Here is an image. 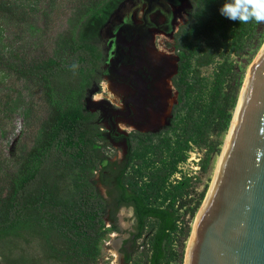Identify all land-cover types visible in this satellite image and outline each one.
Instances as JSON below:
<instances>
[{"label": "trees", "instance_id": "1", "mask_svg": "<svg viewBox=\"0 0 264 264\" xmlns=\"http://www.w3.org/2000/svg\"><path fill=\"white\" fill-rule=\"evenodd\" d=\"M20 1L0 0V17L22 21L21 6L36 10L40 0ZM123 1L78 0L68 37L48 55L23 60L15 51L0 52V71L39 83L45 111L27 149L11 157L0 151V243L36 239L41 254L0 252V264H95L104 219L109 214L119 230L115 213L122 206L134 210L143 264L182 261L204 191L196 190L198 176L170 179L194 148L205 150L201 172L219 152L239 90L232 57L258 46L263 23L222 16L225 0H188V16L174 34L177 102L169 127L163 134H131L124 160L103 165L109 147L85 99L99 82L101 30ZM206 67L210 80L202 74ZM97 174L110 199L98 192Z\"/></svg>", "mask_w": 264, "mask_h": 264}, {"label": "rangeland", "instance_id": "2", "mask_svg": "<svg viewBox=\"0 0 264 264\" xmlns=\"http://www.w3.org/2000/svg\"><path fill=\"white\" fill-rule=\"evenodd\" d=\"M17 1L21 2L20 0ZM36 3V10L30 11L29 8L25 6V4L21 6L19 16L25 17L22 21L17 20L15 22H11L7 18L0 17V52L5 56H10V52L15 51L19 53L23 60H29L33 58H40L44 55L52 53L60 43L65 42L70 28L77 17V9L79 5H81V3H78V0H40ZM136 3L140 2L137 1ZM181 3L182 4L178 5V7L173 5L171 6L177 16V26L186 20L189 13L188 0H181ZM105 37V32L101 33L102 40L105 41ZM158 38L163 41L161 44H159L160 50L166 51L168 54L171 53L174 46L173 38H171L168 34H166V36L160 34ZM170 38L172 42L168 43ZM258 39L260 40L258 46L253 48L247 55L239 58L232 57L237 66L236 80L239 83L238 94L247 75L249 65L255 59V56L264 42V23ZM168 56L172 55L169 54ZM211 73L212 67H206L202 70L203 76L208 80L211 79ZM107 85H109L110 89L113 90L112 83L105 79V77L101 76L99 77L98 84H95L94 87L88 92L85 99V105L89 111H98L97 105L104 102L102 99L109 92L105 87ZM104 88L107 90H103ZM168 90L171 91V96L173 97L171 102L168 103V110H170V108L172 109L177 102V92L172 88ZM44 115L45 111L40 99L39 83L35 79L24 78L21 80H16L12 74L0 71L1 153L7 157H11L17 151H23L27 149L31 145L33 137L36 134L37 124ZM99 115H103V112H100ZM100 127L104 129V133L110 129L107 119L101 121ZM225 135L226 133L222 136L219 152L212 155L207 170L205 172H201V170L197 172L196 177L198 176L200 180L196 185V190L198 193L204 191V197L209 190L215 169L217 167L218 160L225 142ZM102 137L103 143L109 147L105 149L107 157L104 158L103 165L107 163H113L115 161L122 162L126 153L125 145L123 143L110 142L106 134H103ZM200 154L203 158L204 152L201 153L200 150ZM189 156L192 157V155ZM193 157H195V155H193ZM194 166L195 163L190 160L189 162L185 161L181 167L183 168L185 174H187L193 172L192 167ZM95 180V185L98 192L104 198H107L108 188L99 181L98 174ZM196 214L193 220L190 222L192 229L195 223ZM117 216L118 222L115 221V224L121 229L120 231L110 227L112 224L110 219H108L109 216H106L104 219V228L106 229L102 238L97 244L98 255L95 258V264H122L119 260L118 253L116 252L117 239L126 238L128 236L129 231L133 229L134 220L131 208L122 207L118 211ZM144 235H146V233ZM139 243H141V240ZM140 250V247L139 250H135V253L132 257V264H143L144 260L141 256ZM0 252L4 254L13 253V255L24 254L39 257L41 254V245L36 239L32 240L30 243H25L21 239H11L9 241L0 243ZM183 262L184 254L182 261H177L175 264H183ZM46 264L57 263L48 262Z\"/></svg>", "mask_w": 264, "mask_h": 264}, {"label": "flooded vegetation", "instance_id": "3", "mask_svg": "<svg viewBox=\"0 0 264 264\" xmlns=\"http://www.w3.org/2000/svg\"><path fill=\"white\" fill-rule=\"evenodd\" d=\"M181 4V0H125L101 30L106 40H102L98 76L109 80L113 90L97 105V124L107 119L110 129L104 133L100 128L101 136L106 134L110 142L123 143L126 151L131 134H163L170 125L173 108L168 110V103L173 97L168 89L176 91L172 78L177 72L178 56L174 46L169 53L172 56L161 51L159 44L163 41L158 37L168 34L174 43L179 26L171 6ZM171 38L168 43L172 42ZM113 163L119 165L121 161ZM107 199H110L108 193ZM122 207L131 208L134 223L126 238L117 239L116 252L122 264H132L127 258L133 257L140 244L139 239H134L136 217L131 206ZM122 207L116 211L115 221Z\"/></svg>", "mask_w": 264, "mask_h": 264}, {"label": "water", "instance_id": "4", "mask_svg": "<svg viewBox=\"0 0 264 264\" xmlns=\"http://www.w3.org/2000/svg\"><path fill=\"white\" fill-rule=\"evenodd\" d=\"M224 140L183 264H264V42Z\"/></svg>", "mask_w": 264, "mask_h": 264}, {"label": "clouds", "instance_id": "5", "mask_svg": "<svg viewBox=\"0 0 264 264\" xmlns=\"http://www.w3.org/2000/svg\"><path fill=\"white\" fill-rule=\"evenodd\" d=\"M220 14L239 23H264V0H225L219 9ZM75 70L78 65H71Z\"/></svg>", "mask_w": 264, "mask_h": 264}, {"label": "built area", "instance_id": "6", "mask_svg": "<svg viewBox=\"0 0 264 264\" xmlns=\"http://www.w3.org/2000/svg\"><path fill=\"white\" fill-rule=\"evenodd\" d=\"M193 151H195V152H193ZM193 151L191 150L189 152V155H192V157L188 156L186 161L189 162L190 160H192L195 163V166L192 167L193 172L192 173H187V176H196L197 172L200 170V161L202 159L201 154H200V150L194 148ZM204 151L205 150L202 149L201 153L204 152ZM193 155H195V157H193ZM182 164H184V163L179 164L178 171L171 177L170 181L172 183H175L176 181L180 180L181 177L185 174V172L183 171V168L181 167ZM107 245H109V244H107Z\"/></svg>", "mask_w": 264, "mask_h": 264}, {"label": "bare ground", "instance_id": "7", "mask_svg": "<svg viewBox=\"0 0 264 264\" xmlns=\"http://www.w3.org/2000/svg\"><path fill=\"white\" fill-rule=\"evenodd\" d=\"M107 89H108V91H109V93H111V89H110V86L109 85H107V86H105ZM107 89H105V90H107ZM97 98H98V96H97ZM100 100V99H99ZM124 125V124H123ZM128 128V127H127ZM193 230V229H192ZM116 256V255H115Z\"/></svg>", "mask_w": 264, "mask_h": 264}]
</instances>
